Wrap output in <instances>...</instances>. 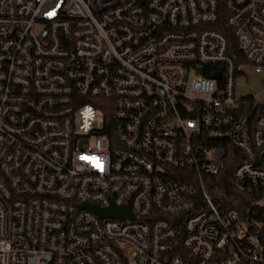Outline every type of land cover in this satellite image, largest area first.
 I'll return each mask as SVG.
<instances>
[{
    "label": "built area",
    "instance_id": "1",
    "mask_svg": "<svg viewBox=\"0 0 264 264\" xmlns=\"http://www.w3.org/2000/svg\"><path fill=\"white\" fill-rule=\"evenodd\" d=\"M247 68L264 0H0V264H264Z\"/></svg>",
    "mask_w": 264,
    "mask_h": 264
},
{
    "label": "rangeland",
    "instance_id": "2",
    "mask_svg": "<svg viewBox=\"0 0 264 264\" xmlns=\"http://www.w3.org/2000/svg\"><path fill=\"white\" fill-rule=\"evenodd\" d=\"M236 81V97H247L260 105L264 104V70L260 74H254L247 68L245 74L239 76Z\"/></svg>",
    "mask_w": 264,
    "mask_h": 264
},
{
    "label": "water",
    "instance_id": "3",
    "mask_svg": "<svg viewBox=\"0 0 264 264\" xmlns=\"http://www.w3.org/2000/svg\"><path fill=\"white\" fill-rule=\"evenodd\" d=\"M218 74L214 75V78H218ZM82 208L88 209L93 213L101 216L102 218H125L130 215L128 210L125 207L116 208L114 204L111 202V206L108 209L100 210L97 207H91L88 205H82Z\"/></svg>",
    "mask_w": 264,
    "mask_h": 264
},
{
    "label": "trees",
    "instance_id": "4",
    "mask_svg": "<svg viewBox=\"0 0 264 264\" xmlns=\"http://www.w3.org/2000/svg\"><path fill=\"white\" fill-rule=\"evenodd\" d=\"M204 75H205V77H209V75H206V74H204ZM259 115L262 116L263 119H264V107H262V108L259 110Z\"/></svg>",
    "mask_w": 264,
    "mask_h": 264
}]
</instances>
